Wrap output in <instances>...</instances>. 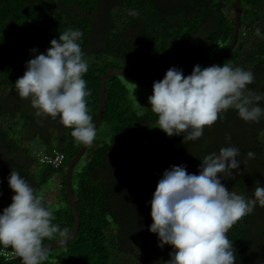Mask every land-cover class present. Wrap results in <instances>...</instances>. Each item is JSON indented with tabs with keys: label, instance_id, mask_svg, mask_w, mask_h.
<instances>
[{
	"label": "trees",
	"instance_id": "trees-1",
	"mask_svg": "<svg viewBox=\"0 0 264 264\" xmlns=\"http://www.w3.org/2000/svg\"><path fill=\"white\" fill-rule=\"evenodd\" d=\"M109 1H117L119 9L114 8L115 13L112 9L113 28L106 46L95 50L90 44L95 23L89 13L98 12L102 5H111ZM242 6L237 44L217 65L226 63L250 70L254 82L248 88L264 93V40L254 34L257 27L264 33V0H242ZM226 8L227 4L219 0H0V90L5 92H0V116L10 115L17 121L0 123V212L11 204L14 195L7 182L9 174L6 175L7 167L11 171L12 165L3 148L15 149L17 130H23L25 136L24 131L37 118L14 103L18 95L15 81L24 75L26 62L34 58L31 49H37V54L44 53L52 39H59L60 33L69 29L81 32L79 43L88 62L83 78L91 93L86 100L94 124L101 79L106 71L129 70L126 65L135 63L132 61L147 66L143 72L151 75L157 72L162 77L171 67L182 69L185 76L190 75L197 64L206 67L232 42L236 8L231 17ZM129 9L138 10L139 15H128ZM137 23L141 24L140 29ZM133 25H136L134 29ZM135 31L140 33L139 40L148 41L144 47L149 48L155 62H148L146 55H140L135 49L139 47L138 42L130 40ZM176 46H182L189 54L181 56ZM91 53L110 58L106 63L91 62ZM119 76L107 79L106 104L99 125L110 127L111 141L92 151L82 170L73 174V180L77 181L76 187L72 182L73 192L81 219L79 232L71 242L51 250L44 264H164L170 258L171 246L161 249L157 246V235L148 231L153 222L148 202L158 180L173 165H186L188 173L199 174L201 159L212 152L218 153L229 143L240 149L241 174L237 175L234 170L235 179L222 180V183L229 191L245 197H251L256 182L264 185V118L258 123L245 122L236 110L229 109L221 112L213 125L205 126L202 137L185 144L182 135L169 137L155 128L157 117L151 112L150 104L145 111L135 108L131 91ZM143 84L150 88L147 92H153V86ZM260 106L264 107V101ZM15 113L23 123L21 128ZM55 120L61 128L57 141L67 156L65 164L58 169L62 170L68 168L82 144L74 142L70 128L62 126L58 118ZM64 132L67 137L61 134ZM226 137H230V141ZM42 139L48 143L51 140L44 136ZM249 151L255 153L253 159L247 158ZM179 152L182 153L180 163L161 159ZM29 166L13 167L20 174L28 175ZM56 172L57 169L49 167L42 178L45 180L48 173ZM24 178L28 182L30 178L35 181L32 173ZM35 185L39 192L42 185ZM63 185L67 191L66 173ZM66 199L67 205L54 211L53 223L61 229L68 228L71 234L75 215L68 193ZM227 236L233 244L236 264H264V208L257 206L252 214L239 219ZM52 242L56 240L45 239L43 244ZM4 249L8 254L14 252L10 247ZM53 253H57V262L53 261ZM0 264H21V259H7L0 252Z\"/></svg>",
	"mask_w": 264,
	"mask_h": 264
},
{
	"label": "clouds",
	"instance_id": "clouds-1",
	"mask_svg": "<svg viewBox=\"0 0 264 264\" xmlns=\"http://www.w3.org/2000/svg\"><path fill=\"white\" fill-rule=\"evenodd\" d=\"M127 14L136 16L139 12L129 9ZM254 34L264 40L259 27ZM80 38L79 30L69 29L60 33L58 40L52 39L46 52L37 54V49H31L34 58L26 62V71L15 81V89L21 99H30L37 117L58 118L62 126L71 129L75 143L90 146L97 131L88 114L86 97L91 93L83 78L88 62ZM253 82V72L226 63L208 67L197 64L187 76L182 69L171 67L162 80L153 83L148 97L150 110L157 117L155 128L169 137L182 135L186 144L202 137L205 126L213 125L219 114L229 109L236 110L245 122L258 123L264 118V107L260 106L264 93L248 88ZM54 148L62 151L57 146L50 150ZM240 155V149L229 143L201 159L199 174L188 173L183 164L163 172L148 202L153 221L148 231L157 235L161 249L171 246L170 258L164 264H236L227 233L257 206L264 208V185L259 181L251 197L229 191L222 183L235 179L234 170L241 174ZM254 157V152L247 153L248 159ZM31 160L33 163L38 158ZM7 182L14 195L11 204L0 212V252L7 259L20 258L21 264H44L50 251L43 241L56 240L62 246L71 238L70 230L53 223L55 209L13 166ZM9 247L14 251L11 254L4 249ZM52 258L58 261L57 254Z\"/></svg>",
	"mask_w": 264,
	"mask_h": 264
},
{
	"label": "rangeland",
	"instance_id": "rangeland-1",
	"mask_svg": "<svg viewBox=\"0 0 264 264\" xmlns=\"http://www.w3.org/2000/svg\"><path fill=\"white\" fill-rule=\"evenodd\" d=\"M219 1L227 4V8H226L227 15L231 17L235 10V1L234 0H219ZM109 2L111 5H107V4L102 5L101 7H99L98 12L97 10H95V12L89 13V15L92 17L95 23L93 33L90 37L91 38L90 44L92 45V48L95 50L104 48L106 46L107 40L109 39L110 31L113 28V24L111 22L112 9H113V12L114 11L116 12L114 8L119 9V4L117 3V1L115 3H113V1H109ZM103 3L104 1L101 2V4ZM71 9L74 10L73 8ZM139 21L142 22V20H139ZM135 27L136 25H133V29ZM137 27H138L137 29H140L141 24L137 23ZM130 30L127 31V34L129 33ZM139 38H140L139 31H135L131 33V39H130L131 42H138L137 46L139 45V47L134 46L137 52L140 55L145 54L146 55L145 59L149 60L148 62H152L153 58H152V55L149 54L150 52L149 48L144 47L148 43V41L145 38H144L145 40L143 39L139 40ZM131 42H128V44H131ZM187 44L189 45V43ZM184 45L182 44V46ZM181 47H178V46L176 47V49L179 50L180 55L181 56L188 55L189 52H184L183 51L184 48H181ZM166 50H167L168 55H171V51L168 50V48ZM109 58L110 57L108 55L98 56L94 53H91V55L89 56V61L91 62L98 61V62L106 63L109 60ZM132 62H135V63L129 62V64L126 65L129 68V70L134 71L136 73L142 72L144 76L148 78L151 77L150 79L154 78L153 80L163 79V77L160 76L157 72H155V75H151L149 73L143 72V70L147 66H141L140 62L138 61H132ZM119 78L123 80V82L128 86L129 90L131 91L130 95L132 97L135 108L137 110L140 109L142 111H145L147 108V105L149 104L148 97L152 95V92H147L149 91L150 88L145 86L140 81L134 78H131V77L119 76ZM0 92L1 94L5 93L4 90L2 89L0 90ZM16 97L17 98H15L16 100L14 101V103H19L20 105H22L28 114L33 115V113H35V109H33L31 106L30 99H21L19 95H16ZM7 102H10V100H7ZM29 104H30V107L28 108ZM14 117L19 118V127L21 128L23 126V123L19 117V114L15 113ZM14 120L15 119H13L10 115H6L4 117L0 116V123L7 124ZM15 122L17 121L15 120ZM59 128H60L59 124L56 122L55 119H52L51 117H37L36 121H34L32 125L24 131L25 136L22 135L23 130H20V131L17 130L16 139L18 142V146L15 147V149L12 148L14 149V151H11L12 149L5 147V146L3 148V150H5V152L8 153L7 157L11 161V165L14 166L15 168H18V166L23 165V164H26V166H29V164L32 163L31 158L36 156L34 151L38 149L43 150V151H48L53 146L60 147L59 141H57V136H61L59 133L61 128L60 129ZM61 134L64 135L65 137L68 136L66 132L61 133ZM43 136L45 138L50 137L51 138L50 142L48 143V141L43 140L42 139ZM110 138H111V129L107 124H103L102 126L98 128L97 137L94 140L93 144L88 147L85 155L76 165L74 169L75 171L74 173L80 172L83 166L86 164L87 160L90 158L89 154L92 151H94L96 148L102 146L104 143L110 142L111 141ZM161 159L176 160L180 163L182 162V153L179 152L177 155H174V156H163V158L161 157ZM48 168L49 167H47L46 165L38 162V160H35L33 161L32 165L29 166L28 168L29 169L28 175H25V174H21V175L23 177H27V176H30L32 173V176L35 178V181L32 178H30L29 183L33 187H35L36 186L35 184L37 183L41 184L42 188L38 193L42 192L46 197V202L50 206H52L55 210H57L58 208H60V207L57 208V205L66 206L68 203L66 199V193H68V191H66L63 185L65 173L67 169L66 168L62 170L57 169V172L54 174L48 173V175L45 176V180H44V178H42V175L43 176L45 175V172H47ZM9 172L10 170L7 167L6 175L9 174ZM76 183L77 181L74 179L73 180L74 187H76ZM2 198L5 202L6 195L3 194ZM55 252H58V251L55 250ZM56 254L57 253H55V255Z\"/></svg>",
	"mask_w": 264,
	"mask_h": 264
},
{
	"label": "water",
	"instance_id": "water-1",
	"mask_svg": "<svg viewBox=\"0 0 264 264\" xmlns=\"http://www.w3.org/2000/svg\"><path fill=\"white\" fill-rule=\"evenodd\" d=\"M235 3H236L235 32L233 35L232 42L228 46L227 49H225L221 54H219L217 57H215L206 67L212 66V65H217L225 57H227V55L229 53H231V51L234 49V47L237 44V41L239 38V31L241 28L243 6H242V0H235ZM113 75H121V76L131 77V78H134V79L141 81V82H143L147 85H150V86H153V83L155 81H158V80H151V79H149L143 75H140L134 71L124 69V68H115V69H110V70L106 71L104 73V75L102 76V79H101L100 103H99V107H98L96 121L94 123V125L96 127V131L98 130L99 125L101 123L103 111H104L105 104H106L107 79ZM88 147H89V145L85 146L82 144L78 153L73 157V159L69 163V166H68L67 171H66V187H67L70 202L73 206V211H74V215H75V224H74V229L71 233V238L65 244L74 240V238L76 237V235L78 234L79 229H80L81 219H80L77 204H76V198H75V195L73 192L72 182H73L74 169H75L76 165L78 164V162L80 161V159L84 156ZM45 247H47L49 249V251H51V250L58 248V247H61V246H58V243L56 241V242L49 243Z\"/></svg>",
	"mask_w": 264,
	"mask_h": 264
},
{
	"label": "built area",
	"instance_id": "built-area-1",
	"mask_svg": "<svg viewBox=\"0 0 264 264\" xmlns=\"http://www.w3.org/2000/svg\"><path fill=\"white\" fill-rule=\"evenodd\" d=\"M36 157L42 164L51 165L55 168H60L65 164L66 155L57 148L48 152L39 150Z\"/></svg>",
	"mask_w": 264,
	"mask_h": 264
}]
</instances>
